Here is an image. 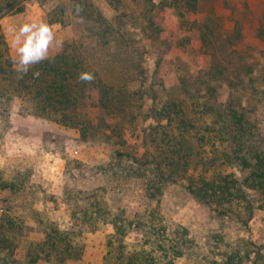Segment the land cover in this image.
Listing matches in <instances>:
<instances>
[{
	"label": "trees",
	"instance_id": "16d2710c",
	"mask_svg": "<svg viewBox=\"0 0 264 264\" xmlns=\"http://www.w3.org/2000/svg\"><path fill=\"white\" fill-rule=\"evenodd\" d=\"M1 1L0 11L18 2L10 0L1 5ZM104 1L112 8L110 17L99 9L90 12L94 7L91 0H70V13L66 9L69 2L61 3L49 14V23L58 26L90 15L98 27L96 32L90 30L87 36L65 42L57 54L30 66L25 78L20 76L21 82L23 78L24 82L30 81L41 110L58 105L62 125L83 138L98 129L115 139L114 157L137 166L130 167L129 173L112 170L113 179L118 182L122 175L127 176L126 180L134 179L144 197L152 196L163 186V171L171 178L181 179L190 176L189 171H196L187 189L207 206L251 207L249 196H255L264 211V136H258L253 118L254 107L264 103V67L248 64L233 50L244 43L238 23L232 33L223 35L214 21L215 15L208 14V10L213 12L219 5L228 8L229 0ZM156 11H174L179 31L175 42L183 44L180 53L193 47L208 58V63L191 73L181 69V59L175 56L171 73H164L157 80L155 91L154 78L162 66L161 56H157L150 81L141 63L149 45L142 44L141 38L152 42L162 55L173 48L170 42L175 39L163 37V28L153 23ZM139 16L143 22L139 28L133 32L126 28ZM3 42L0 34V44ZM5 67H9L7 59L0 61V72L7 73ZM84 72L91 73L93 79L80 80L79 75ZM222 87L226 90L224 100L220 99ZM146 101H150L148 107L144 106ZM106 116L112 117L111 126L101 123ZM134 127H141L139 133L146 148L139 163L135 151L126 154L121 150L127 144L123 132ZM234 169L241 172L240 176L233 173ZM25 189L0 175V197L6 207L11 197L22 195ZM7 213L0 218V260L6 264L12 256V244L26 223L21 212ZM97 215L86 213L83 219H76L77 227L89 226L90 217ZM114 229L123 233L120 225ZM38 241L36 254H30V264L51 258L63 264L75 258L68 231L44 226ZM126 257L121 252L120 264H125ZM132 263L133 258L126 262Z\"/></svg>",
	"mask_w": 264,
	"mask_h": 264
},
{
	"label": "rangeland",
	"instance_id": "374dc122",
	"mask_svg": "<svg viewBox=\"0 0 264 264\" xmlns=\"http://www.w3.org/2000/svg\"><path fill=\"white\" fill-rule=\"evenodd\" d=\"M9 2L2 0L1 5ZM91 2L94 7L90 12L99 9L106 17L112 15L106 1ZM61 3L69 4L66 9L70 13L73 8L70 0H18L0 11V34L4 41L0 44L3 56L0 61L9 60L7 73L0 72V175L26 188L22 195L9 198L10 207L0 197V218L7 212H21L26 220L24 230L12 244V256L7 258V264H30V254H36L35 244L48 225L70 233L75 247L71 254L75 258L63 264H120L121 252L127 256L126 262L133 258L132 264H264V211L255 196H249L251 207L207 206L187 189L196 171H189L190 176L183 179L171 178L163 171V186L152 196L144 197L134 179L126 180L124 175L118 182L113 179L112 170L129 173L130 167L137 166L125 158L114 157L115 139L98 129L83 138L74 129L62 125L58 105L41 110L30 81L24 82V74L17 73L10 63L13 50L7 29L29 20L44 19L54 26L63 47L65 42L87 36L90 30L97 31L98 24L90 15L86 19L75 18L65 26L49 23V14ZM212 10L208 14L215 15L214 21L223 35L232 33L235 24H239L244 43L233 48L236 54L250 65L264 67V0H229L228 8L219 5ZM171 12H154L153 23L163 28V37L175 38L170 42L172 51L162 55L152 42L141 38L142 44L149 45L141 63L150 81L156 71L157 56H161L162 66L154 78L155 91L157 80L164 73H171L175 56L181 59V69L191 73L208 63V58L193 47H186L185 54L180 53L183 44L175 42L178 23L176 13ZM141 18L133 24L128 22L126 28L133 32L143 23ZM60 48H50L47 59ZM20 76L24 77L22 82ZM129 86L134 88L132 83ZM220 91V99L224 100L226 90L222 87ZM149 104L146 101L144 106ZM253 111L258 136L262 137L264 103L256 105ZM113 122L112 117L106 116L101 123L111 126ZM140 129L134 127L123 132L127 144L121 149L126 154L135 151L137 163L146 151ZM233 173L238 177L241 172L234 169ZM90 212H96L97 217H90L89 226L78 228L76 219H83ZM118 225L123 233L114 229ZM0 264H6L5 260L1 259ZM34 264L62 263L51 258Z\"/></svg>",
	"mask_w": 264,
	"mask_h": 264
},
{
	"label": "clouds",
	"instance_id": "9594fccd",
	"mask_svg": "<svg viewBox=\"0 0 264 264\" xmlns=\"http://www.w3.org/2000/svg\"><path fill=\"white\" fill-rule=\"evenodd\" d=\"M10 35V47L13 56L10 63L14 70L26 74L31 65L37 64L49 57V49L59 48L62 41L55 35V28L44 19H34L13 25L7 29ZM37 73H34V75ZM80 80L91 81V73L84 72L79 75Z\"/></svg>",
	"mask_w": 264,
	"mask_h": 264
}]
</instances>
